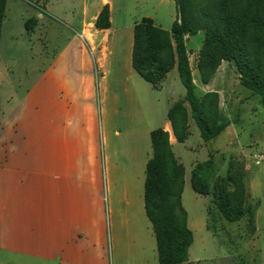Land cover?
<instances>
[{"label": "rangeland", "instance_id": "374dc122", "mask_svg": "<svg viewBox=\"0 0 264 264\" xmlns=\"http://www.w3.org/2000/svg\"><path fill=\"white\" fill-rule=\"evenodd\" d=\"M99 1L8 0L0 44V118L10 129L15 127L16 134L12 137H31L40 131L45 121L47 83L53 78L56 84L57 80L61 83L70 78L66 83H71L73 88L84 77L93 80L104 154L110 153L115 139L117 143L122 138L128 141L141 138L136 129L145 120L154 128L162 125L172 103L168 81H173L177 93L185 94L177 69L167 75L166 88L161 91L136 73L129 57L134 24L152 18L158 26L171 30L177 19L175 1L112 0L113 26L105 45L108 52L103 65L97 61L99 53L94 46L80 37L84 3H90L92 11ZM37 13H43L44 18H37ZM32 19L37 24L30 32L25 24ZM204 39V32L187 39L193 70L197 69ZM215 86L224 90L221 107L233 122L230 135L225 131L205 142L193 121V135L185 145L194 147L193 158L199 162L209 159L208 153L213 155L219 177L227 175L231 161L244 166L249 192L247 204L254 212L256 230H252L249 217L229 223L215 210L209 215L212 197L194 191L191 167L187 164L188 184L182 203L189 213L194 234L189 260L192 264H264V163L252 159L255 153L264 152V105L240 84L232 63L221 65ZM59 92H55L56 96L66 97V93ZM197 93H201L200 86ZM114 94L117 103L110 98ZM113 107L117 111L115 115ZM15 120L16 126L12 123ZM115 130L121 132L120 138L115 137ZM14 147L7 146L10 152ZM26 148L16 145L18 151Z\"/></svg>", "mask_w": 264, "mask_h": 264}, {"label": "crops", "instance_id": "0c3cea01", "mask_svg": "<svg viewBox=\"0 0 264 264\" xmlns=\"http://www.w3.org/2000/svg\"><path fill=\"white\" fill-rule=\"evenodd\" d=\"M105 5L110 8L111 28L98 30L95 22ZM91 9L85 2L80 37L94 46L97 61L103 65L114 3L100 0L96 10ZM36 16L44 18L43 13ZM133 45L134 34L131 65ZM219 70L204 85L192 67L200 94L218 92L222 105L224 90L215 86ZM167 77L159 88L152 87L163 91ZM66 79L57 84L54 78L48 80L45 121L34 136L12 137L15 127L10 129L0 118V264H159L157 239L145 202L147 164L153 153L151 133L164 129L170 135L174 153L185 167L183 198L187 164L192 172L200 163L193 158L194 147L185 145L193 135V120L184 143L175 138L168 117L155 128L145 120L136 129L141 138H122L117 143L115 139L110 153L104 154L93 80L84 77L73 88ZM167 85L173 94L172 106L185 94L175 91L172 80ZM59 90L66 93L65 98L56 96ZM110 98L118 102L116 94ZM12 123L17 125L16 120ZM232 124L225 130L229 135ZM114 134L121 137L119 130ZM105 139L108 143L107 134ZM9 144L15 146L11 152ZM17 144L28 148L18 151ZM188 226L192 230L189 213Z\"/></svg>", "mask_w": 264, "mask_h": 264}, {"label": "trees", "instance_id": "16d2710c", "mask_svg": "<svg viewBox=\"0 0 264 264\" xmlns=\"http://www.w3.org/2000/svg\"><path fill=\"white\" fill-rule=\"evenodd\" d=\"M174 1L177 19L171 30L158 26L152 18L135 24L132 65L154 88H159L176 68L186 92L168 111L174 136L184 143L190 136L189 123L193 120L202 139L209 142L233 122L223 111L218 92L197 93L187 39L199 32L205 34L196 66L202 84H210L224 62L232 63L240 84L264 105V0ZM7 4L8 0H0V44ZM36 24V19L26 22L27 31H34ZM95 27L111 28L109 5L102 9ZM151 142L153 153L147 164L145 202L157 239L159 264H192L189 250L194 234L182 203L185 167L176 157L167 131H152ZM245 176L244 166L235 161H231L226 176H217L211 155L194 166L191 185L196 193L212 197L209 215L215 210L229 223L249 217L255 231V215L247 204Z\"/></svg>", "mask_w": 264, "mask_h": 264}, {"label": "built area", "instance_id": "2783aa9c", "mask_svg": "<svg viewBox=\"0 0 264 264\" xmlns=\"http://www.w3.org/2000/svg\"><path fill=\"white\" fill-rule=\"evenodd\" d=\"M252 159L256 162V163H264V152H260V153H255L252 156Z\"/></svg>", "mask_w": 264, "mask_h": 264}]
</instances>
